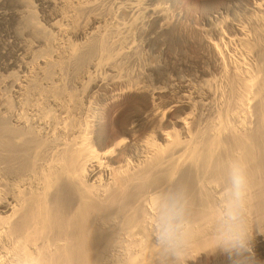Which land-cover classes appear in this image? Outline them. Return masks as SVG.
Returning <instances> with one entry per match:
<instances>
[{
    "label": "bare ground",
    "instance_id": "obj_1",
    "mask_svg": "<svg viewBox=\"0 0 264 264\" xmlns=\"http://www.w3.org/2000/svg\"><path fill=\"white\" fill-rule=\"evenodd\" d=\"M215 2L0 0V264H161L152 193L178 178L200 243L234 157L264 222V0Z\"/></svg>",
    "mask_w": 264,
    "mask_h": 264
},
{
    "label": "clouds",
    "instance_id": "obj_2",
    "mask_svg": "<svg viewBox=\"0 0 264 264\" xmlns=\"http://www.w3.org/2000/svg\"><path fill=\"white\" fill-rule=\"evenodd\" d=\"M217 182L204 212L210 228L200 243L190 223V192L178 178L172 179L170 187L152 193L148 223L161 264H185L197 248L222 258L224 264H264L256 251L257 238L264 237V222L252 216L253 180L248 164L239 157L226 161ZM14 255L15 264H46L42 254L21 249Z\"/></svg>",
    "mask_w": 264,
    "mask_h": 264
},
{
    "label": "rangeland",
    "instance_id": "obj_3",
    "mask_svg": "<svg viewBox=\"0 0 264 264\" xmlns=\"http://www.w3.org/2000/svg\"><path fill=\"white\" fill-rule=\"evenodd\" d=\"M183 1H189V0H183ZM191 1H193L194 3H197L199 0H191ZM207 1V5L208 4H210L211 6H214V4L217 2H215V0H206ZM209 2V3H208ZM196 10H198L197 8H195L194 7V9L192 10V15L196 18L197 17V19L199 18V16L198 15H200V14H198L200 11L198 10V11H196ZM213 10H216L215 8H213ZM193 12H194V14H193ZM196 14H198V15H196ZM196 53L197 52H195V51H193V53H192V56L193 57H196ZM95 61V60H94ZM119 107H120V105H118V106H116L115 108H114V112L116 113L117 111L116 110H118L119 109ZM106 108V105H103L102 106V109H105ZM172 109L173 108H171L169 111H168V117H167V119L169 120H167V122H170V121H176V120H174L175 118H174V116L172 115V113H173V111H172ZM114 113V114H115ZM199 255V256H198ZM195 257V258H194ZM212 258H213V255H211V253H209V252H205V251H202V250H199V252H197V253H195L194 255H193V257H192V259H188L187 260V262H185V264H190V263H197V261H198V259H202L201 260V262H200V264H211V262L210 261H212ZM194 262H193V261Z\"/></svg>",
    "mask_w": 264,
    "mask_h": 264
}]
</instances>
